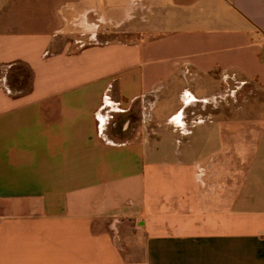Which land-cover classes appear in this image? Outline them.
<instances>
[{
    "label": "crops",
    "instance_id": "obj_1",
    "mask_svg": "<svg viewBox=\"0 0 264 264\" xmlns=\"http://www.w3.org/2000/svg\"><path fill=\"white\" fill-rule=\"evenodd\" d=\"M128 3L0 0V264H264L262 178L227 183L247 124L185 116L221 75L264 100V0ZM135 103L143 135L121 137ZM242 148L264 164V145Z\"/></svg>",
    "mask_w": 264,
    "mask_h": 264
},
{
    "label": "rangeland",
    "instance_id": "obj_2",
    "mask_svg": "<svg viewBox=\"0 0 264 264\" xmlns=\"http://www.w3.org/2000/svg\"><path fill=\"white\" fill-rule=\"evenodd\" d=\"M74 29H71L70 36L71 40H82L83 42L87 43L88 40V34L85 36H82L81 33L83 31H89L91 28L88 26L87 29H82L79 25L73 26ZM114 28L112 27L111 30L104 35L96 36V39H112V38H122L124 33H115L113 32ZM100 33V32H99ZM127 35V34H125ZM222 81L219 84V88L215 93L216 100H210L213 101V104H196L193 108L190 107L188 111L185 112L186 118H189L187 121V127L186 129H190V125L193 124V119L196 118L194 116L190 115V112L192 109L195 110H201L200 114L202 115L201 118L206 119L205 123L208 124L210 120H215V112H222L228 113L229 121H233L235 125L239 124H247L243 130L233 135L231 138L232 143L234 145V158L232 163V171L234 172V180H227V183L231 185L235 190L241 186V184H245L246 186L250 187L252 190L257 180L251 179L250 176H253L255 178H262V183H264V164L258 163V164H250L247 162H242L240 158L237 156V150H242L243 144L249 143L252 145H255L257 143H260L261 145H264V115L260 113V108L264 107V100H262L261 92L259 89L258 84L254 80H241V79H225L222 78ZM217 107H214V106ZM130 114H127L126 116H122L120 119H118L117 122V129H118V135L121 137H131L135 134H138V136L143 135V130L141 132V107L140 104L135 103L131 107ZM212 109V110H211ZM230 112L234 113L232 116H230ZM198 117V116H197ZM197 119V118H196ZM199 119V118H198ZM226 120V118H223ZM125 121H129L130 124L126 130L122 129L123 123ZM225 122V121H224ZM209 125V124H208ZM219 128V124H214ZM161 126L157 123L150 124L148 126V131L150 136H155L159 132V128ZM171 128H175L173 123L171 124ZM203 131H200V134H202ZM230 134V133H229ZM182 136V135H181ZM244 140H243V139ZM186 139L185 136L179 137L180 141H184ZM251 156L252 153L255 151V148L251 147ZM209 164V163H207ZM207 164L201 165L204 168L209 167ZM208 168H206V173L209 174L207 171ZM215 170V169H214ZM220 169H218V172ZM249 177V178H248ZM224 178V177H223ZM213 179V178H211ZM245 186V187H246ZM264 187V185H263ZM252 213L259 214V216L264 215V205H259V208L253 209L251 211ZM263 217V216H262Z\"/></svg>",
    "mask_w": 264,
    "mask_h": 264
},
{
    "label": "built area",
    "instance_id": "obj_3",
    "mask_svg": "<svg viewBox=\"0 0 264 264\" xmlns=\"http://www.w3.org/2000/svg\"><path fill=\"white\" fill-rule=\"evenodd\" d=\"M137 4H138V0H129V3H128V5L126 6V12H127V14L128 15H131V11H133V9L137 6ZM75 23L73 24V25H79L78 24V22H79V20L78 19H75V21H74ZM80 26V25H79ZM81 27V26H80ZM83 29V28H82ZM90 31L91 30H89V31H84V32H86V33H82L81 35L82 36H84L85 34H88V39L89 40H93L95 37H94V35L92 36V34L90 33ZM77 43L80 45V46H83V45H85V42H83L81 39L80 40H77ZM225 77H228V75L227 74H225L224 75ZM114 106V105H113ZM117 105H115V107H116ZM199 171H201V172H203V169L201 168V169H199ZM200 173V172H199ZM215 187H212V186H208V191L209 192H212V190L214 189Z\"/></svg>",
    "mask_w": 264,
    "mask_h": 264
}]
</instances>
